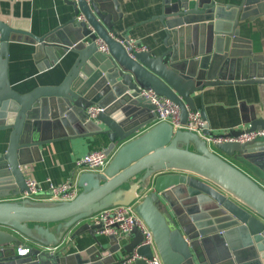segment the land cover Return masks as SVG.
Returning <instances> with one entry per match:
<instances>
[{"label": "water", "instance_id": "water-1", "mask_svg": "<svg viewBox=\"0 0 264 264\" xmlns=\"http://www.w3.org/2000/svg\"><path fill=\"white\" fill-rule=\"evenodd\" d=\"M192 1H166L160 16L165 50L158 55L150 49L126 52L121 42L128 38L115 31L122 18L118 0H64L74 18L43 36L0 20V132L9 131L0 153V264H122L133 255L138 258L132 264H146L142 258L152 252L139 246L137 229L127 244L108 237L106 250L95 238L101 225L88 222L101 210L135 202L162 264H264V167L260 158L250 159L264 152V140L209 148L195 133L156 122L155 107L139 96L152 89L173 101L185 124L187 110H197L196 98L205 89L257 85L264 95V56L239 38V21L252 19L250 2ZM80 14L84 20L77 21ZM96 39L107 45L108 55L97 50ZM10 43L34 46L39 72L68 53L75 59L57 85L19 93L8 77ZM92 106L102 111L89 118ZM200 113L206 121L205 111ZM256 130L264 131L261 116L225 134H212L206 124L203 133L237 138ZM74 137L107 141L103 172H82L70 201L19 198L27 191L21 168L40 160L41 146ZM227 158L252 166L261 182ZM206 214L212 219L204 229L199 218ZM75 227L72 237L87 232L99 250L65 254L60 243ZM21 239L30 243L25 255L17 251Z\"/></svg>", "mask_w": 264, "mask_h": 264}, {"label": "crops", "instance_id": "crops-1", "mask_svg": "<svg viewBox=\"0 0 264 264\" xmlns=\"http://www.w3.org/2000/svg\"><path fill=\"white\" fill-rule=\"evenodd\" d=\"M167 0H118L122 18L115 26V31L128 40L137 41L150 49L155 55L164 51L163 33L160 16ZM175 4L177 0H168ZM194 1V0H193ZM192 1V2H193ZM209 1V0H208ZM219 5L238 6L241 0H211ZM250 2L249 15L239 21V38L245 48L256 56H264V0H247ZM254 5V6H252ZM74 18L72 8L64 0H0V20L14 28L27 31L35 36H43ZM34 46L26 43H10L9 47V82L19 93H26L38 86L57 85L72 65L75 55L68 53L51 70L39 72L34 58ZM50 75H53L50 77ZM53 77V78H52ZM197 110L206 113V124L212 133L220 134L230 130L244 129L250 117L261 116L264 119V95L259 86H221L205 89L202 98H196ZM255 111V112H254ZM258 116H256L255 114ZM9 131L0 132V153L7 148ZM102 140L90 137L60 138L40 147V160L23 166L26 178H32L46 190L48 182L59 185L66 181L77 184L78 176L85 171L75 167V161L90 151L105 149ZM260 158L264 167V152L251 155L250 159ZM236 167L249 176L259 179L251 172L239 166L237 161L227 158ZM261 182V181H259ZM263 184V183H260ZM43 193L38 197H46ZM37 197L32 200H39ZM20 198V196H19ZM211 215L201 216L204 229L211 225ZM213 217V216H212ZM90 223V221L88 220ZM76 227L66 232L60 245L65 254L80 253L90 248L99 250V245L87 232L72 237ZM95 238L104 249L110 247L107 236L95 232ZM29 241L21 239L18 249L23 250ZM127 244V243H124ZM108 253L105 252L104 255ZM114 257L122 258L121 251ZM234 261L227 264H233Z\"/></svg>", "mask_w": 264, "mask_h": 264}, {"label": "built area", "instance_id": "built-area-1", "mask_svg": "<svg viewBox=\"0 0 264 264\" xmlns=\"http://www.w3.org/2000/svg\"><path fill=\"white\" fill-rule=\"evenodd\" d=\"M86 1L89 2L90 0ZM76 20L82 21L84 18L80 14L76 17ZM94 43L100 53L106 55L109 54L107 45L101 39H96ZM121 43L129 55L130 50L135 52L146 50L144 46H141L140 43L138 44V42L134 40L127 39ZM85 44H88V42ZM139 96L149 101L155 107L154 112L156 116V122H168L172 125L174 130L179 129L195 133L205 140L209 148H211L212 145L223 142H238L243 144L264 137L263 130L243 133L237 138H221L212 135H206L203 133L206 121L202 119L199 110H187L186 123L182 124L180 121V107L173 101L156 94L152 89L140 90ZM100 111H102V109L98 108L97 106H92L87 110V115L89 118H94ZM228 132L229 131H225V133ZM225 133L223 132L220 134ZM108 162L109 157L106 155L105 149H97L88 152L81 158H78L75 161V167L78 170L86 172L102 173ZM25 184L27 191L20 195L21 199H37L38 196H41L43 193H47L46 197H38L39 200L53 202L70 201L75 198L79 192L77 184L71 181H66L59 185H54L48 182L46 190H42V187L39 185V183L32 178H26ZM136 205L137 203L135 202L127 206L120 205L101 210L93 215L89 221L92 224L101 225V228L98 230L100 234L107 237L114 236L120 243H128L132 238L133 230L137 229L142 237V241L139 246H148L152 252V257L150 259L142 258V260L146 264H162L154 244L152 232L136 213ZM27 252L28 250L25 248L23 250L18 249L19 255H25ZM136 258L138 257L133 255L129 260L123 262L122 264H132V261Z\"/></svg>", "mask_w": 264, "mask_h": 264}, {"label": "rangeland", "instance_id": "rangeland-1", "mask_svg": "<svg viewBox=\"0 0 264 264\" xmlns=\"http://www.w3.org/2000/svg\"><path fill=\"white\" fill-rule=\"evenodd\" d=\"M261 140H264V137H261V138H258L257 141H261ZM239 166L243 167L244 169H247V170H251V171H254V175L258 176V172L257 170H255L252 166H250L249 164H245L244 162L242 161H239L237 163Z\"/></svg>", "mask_w": 264, "mask_h": 264}, {"label": "trees", "instance_id": "trees-1", "mask_svg": "<svg viewBox=\"0 0 264 264\" xmlns=\"http://www.w3.org/2000/svg\"><path fill=\"white\" fill-rule=\"evenodd\" d=\"M100 140L104 141V142H103V145L106 146L107 141H105L104 139H100Z\"/></svg>", "mask_w": 264, "mask_h": 264}]
</instances>
